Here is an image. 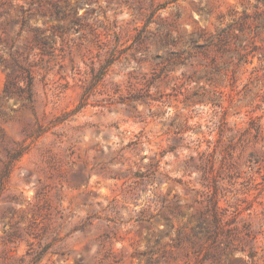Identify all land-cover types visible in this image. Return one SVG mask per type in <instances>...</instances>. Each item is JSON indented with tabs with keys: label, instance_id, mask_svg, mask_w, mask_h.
<instances>
[{
	"label": "rangeland",
	"instance_id": "obj_1",
	"mask_svg": "<svg viewBox=\"0 0 264 264\" xmlns=\"http://www.w3.org/2000/svg\"><path fill=\"white\" fill-rule=\"evenodd\" d=\"M0 264H264V0H0Z\"/></svg>",
	"mask_w": 264,
	"mask_h": 264
},
{
	"label": "trees",
	"instance_id": "obj_2",
	"mask_svg": "<svg viewBox=\"0 0 264 264\" xmlns=\"http://www.w3.org/2000/svg\"><path fill=\"white\" fill-rule=\"evenodd\" d=\"M5 91H10L8 86L7 88H5ZM23 151L24 148H18L14 151L8 152L7 161L5 163V167L1 175V180L4 176H8L10 164ZM206 212H209V217L207 218L205 214H202L201 220L197 223L196 227L193 228L192 237L200 239L203 236L206 240H211L212 242H214L216 240L217 235L223 231L221 220L217 212V202L215 201V196L210 197L209 206ZM188 239L191 240L193 244H196V241L192 240V238L188 237ZM198 250H200V248Z\"/></svg>",
	"mask_w": 264,
	"mask_h": 264
}]
</instances>
